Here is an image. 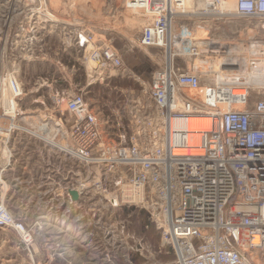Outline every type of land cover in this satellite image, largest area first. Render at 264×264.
Instances as JSON below:
<instances>
[{"label": "built area", "instance_id": "built-area-1", "mask_svg": "<svg viewBox=\"0 0 264 264\" xmlns=\"http://www.w3.org/2000/svg\"><path fill=\"white\" fill-rule=\"evenodd\" d=\"M185 1L126 3L125 11H140L146 21L138 45L165 54L144 91L147 102L127 110V124L110 116L100 120L83 92L54 90V81L46 77L35 86L48 84L52 102L36 100L44 115L28 120L19 106L25 91L10 70L3 40L8 28L0 24V229L16 233L29 260L42 224H49L44 213L28 224L6 201L10 183L5 174L16 163L19 133L68 163L66 175L52 181V192L44 190L53 198V225L70 222L74 204L89 191L101 192V206L108 209L127 205L146 210L161 248L173 255L171 264H264V100L247 105V91L234 94L229 85L219 86L216 78L184 62L199 53L193 30L200 24L189 17L230 16L222 7L228 0H205L202 11H190ZM233 15L258 19L264 30V0H234ZM73 31L64 38L83 52L91 83L101 81L102 73L109 77L112 70L126 71L113 47L95 46L93 34L85 29ZM36 42L34 37L21 40V61L38 57L31 48ZM260 44L263 54L264 41ZM12 178L14 187L22 185ZM70 190L78 193L77 200ZM63 195L66 203L58 200Z\"/></svg>", "mask_w": 264, "mask_h": 264}, {"label": "rangeland", "instance_id": "rangeland-1", "mask_svg": "<svg viewBox=\"0 0 264 264\" xmlns=\"http://www.w3.org/2000/svg\"><path fill=\"white\" fill-rule=\"evenodd\" d=\"M127 1L0 0V24L4 23L8 28L7 38L3 40L7 42L9 67L16 71L23 85L25 96L19 101V106L25 116L31 117L28 120L38 114L44 115L41 113L43 104L36 100L51 104L53 89L83 92V86L89 80L85 68L87 63H84L83 52L69 46V38H64L66 33L77 29L92 33L95 46L113 47L121 56L126 70H112L107 73L109 77L102 73L101 81L94 82H101V117L120 118L127 124V110L135 103L147 102L144 91L148 88L151 73L161 64L165 54L159 48L138 45L140 31L146 21L139 14L125 11ZM204 1L188 0L186 8L190 11L207 9ZM229 13L230 16L222 19L213 15L200 20L189 17L194 25L200 24L194 28L193 35L197 39H213V43L199 48L198 55L187 57L184 61L187 65L200 71L198 64L213 65L234 45L248 53L251 42L259 44L264 41V30L258 19L236 17L234 9ZM173 31L178 32V22L173 23ZM24 37L36 39L35 46L31 45V48L37 58L21 61L24 53L20 42ZM260 47L262 50L263 45ZM250 59L257 66L264 65V54H251ZM40 77L52 79L53 89L48 84L37 89L35 82ZM261 88L246 89L247 105L264 100V86ZM233 92L244 94L237 90ZM18 135L21 136L14 141L17 168L28 162L32 189L26 191L27 198H30L34 168L44 166L49 160L44 151L39 152L41 147L37 143L30 141L27 144L25 140L28 138ZM21 189L23 192V187ZM100 199L101 192L92 194L89 191L82 202L74 204L69 213L70 222H59L52 227L48 225L50 222H47V227L42 224L40 236L37 235L32 242L34 263L28 259L16 233L0 229V264H37L38 261L46 264L48 260H51L49 264L172 263L173 255L169 248H161L160 236L146 210L127 205L108 209L101 206ZM6 201L15 216L26 218L28 224L34 223L37 208L18 207L11 205L7 198ZM65 209L62 205L61 211Z\"/></svg>", "mask_w": 264, "mask_h": 264}, {"label": "crops", "instance_id": "crops-1", "mask_svg": "<svg viewBox=\"0 0 264 264\" xmlns=\"http://www.w3.org/2000/svg\"><path fill=\"white\" fill-rule=\"evenodd\" d=\"M67 68V67H65ZM97 85V86H95ZM83 94L85 97V100L89 106V108L94 112L97 117L101 120V82L97 83H91L89 80H87L83 86ZM63 117L66 118V120H69L68 116L64 113ZM25 143L29 144L30 141L25 140ZM35 143V142H34ZM39 152L42 151L45 152L46 158L48 157V160L44 166L37 165L36 168H34L33 173V194L30 198H27V189L30 191L32 189V182L31 177L29 176L28 172V162H26L23 166H20V168H17L18 161L16 160V163L12 166L11 169H9L5 177L10 183L7 189V199L8 202L12 205L15 204L16 206H22V207H35L37 210H35V215L44 213L45 219L49 223V226L52 227V216L53 212L50 209V207L53 205L52 201L53 198L49 192H52L53 188L51 187V184L53 180H57L59 176L66 175L68 171V163L64 158L60 155L53 156V154L50 152L49 149L43 148L41 145L38 144ZM40 160L43 161L42 156H40ZM16 165V166H15ZM60 168V172H59ZM12 177L19 178L20 184L22 182V185H19L17 187H14L11 184ZM27 185V186H26ZM41 185L42 187H39ZM21 187H23L24 191L22 192ZM45 191H49L46 194H44ZM59 201H65L66 203V196H61L58 198ZM66 208L69 206L68 203ZM38 207L40 209L38 210ZM67 232V231H66ZM51 261V260H50ZM37 264H41L40 261L37 262ZM45 264V263H44ZM46 264H49L46 261Z\"/></svg>", "mask_w": 264, "mask_h": 264}, {"label": "bare ground", "instance_id": "bare-ground-1", "mask_svg": "<svg viewBox=\"0 0 264 264\" xmlns=\"http://www.w3.org/2000/svg\"><path fill=\"white\" fill-rule=\"evenodd\" d=\"M187 1L188 0L185 1V4ZM128 2L129 0L127 3ZM222 7L227 11L233 10L234 0H228L224 5H222ZM133 12L135 13V11ZM139 13L140 11H137L136 14ZM199 40L197 44L198 48L202 49L207 46L206 42ZM248 47L247 53L242 48L234 45L230 48L225 57L214 61L213 65H207V63L198 64L200 69L199 72L206 75L209 74L208 76L216 78V84L219 86L229 85L233 88V90L244 92V94L248 87L253 89H262L261 87L264 86V65L259 64L260 66H257L255 63L251 62L252 60L250 59L251 54L262 53V50L260 45L256 42H251ZM244 94L241 95L243 96Z\"/></svg>", "mask_w": 264, "mask_h": 264}, {"label": "water", "instance_id": "water-1", "mask_svg": "<svg viewBox=\"0 0 264 264\" xmlns=\"http://www.w3.org/2000/svg\"><path fill=\"white\" fill-rule=\"evenodd\" d=\"M68 192H69V195L72 198V200H77L78 199V193L75 190H70Z\"/></svg>", "mask_w": 264, "mask_h": 264}]
</instances>
